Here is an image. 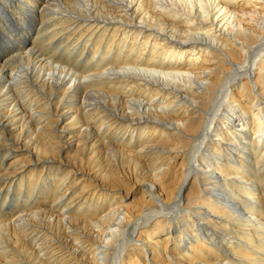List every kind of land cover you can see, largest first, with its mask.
<instances>
[{
    "label": "bare ground",
    "instance_id": "6f19581e",
    "mask_svg": "<svg viewBox=\"0 0 264 264\" xmlns=\"http://www.w3.org/2000/svg\"><path fill=\"white\" fill-rule=\"evenodd\" d=\"M0 264H264V0H0Z\"/></svg>",
    "mask_w": 264,
    "mask_h": 264
},
{
    "label": "rangeland",
    "instance_id": "374dc122",
    "mask_svg": "<svg viewBox=\"0 0 264 264\" xmlns=\"http://www.w3.org/2000/svg\"><path fill=\"white\" fill-rule=\"evenodd\" d=\"M176 161H177L176 164L178 165L180 163V160L176 159ZM7 162H8V160L5 161V163H7ZM116 191H120V190H116ZM121 193L122 194H125V193L127 194V196L125 198V201L132 208L139 207V205L144 201L143 193L141 192L140 187L137 184H133L131 181L129 182V186L128 187H123Z\"/></svg>",
    "mask_w": 264,
    "mask_h": 264
}]
</instances>
